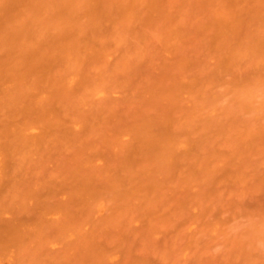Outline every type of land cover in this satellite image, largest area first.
Returning a JSON list of instances; mask_svg holds the SVG:
<instances>
[{
  "label": "rangeland",
  "instance_id": "obj_1",
  "mask_svg": "<svg viewBox=\"0 0 264 264\" xmlns=\"http://www.w3.org/2000/svg\"><path fill=\"white\" fill-rule=\"evenodd\" d=\"M220 1L223 4L225 2V0H161L159 1L161 5L158 6V9L151 10L150 13L144 9L136 18L119 24H114L111 17L107 18L105 16L100 28L93 30L89 28L88 34H85L86 42H90L89 39H91L92 42L97 44V47L102 46L105 55L92 59L80 58L79 61L74 62L76 64V68H74L76 83L75 86L74 83L72 84L74 89H71L70 97L72 99L78 97L79 99L83 95H86L82 102H85V104L80 105L74 100L70 101L64 115L65 118L66 116L84 118L86 120L85 127L79 131L77 129L80 127H76L78 131L76 134L78 135L79 133L81 141L85 143L88 141L97 142L96 146L103 149L105 145L103 144L104 136H109L108 140L110 141L111 139L110 142L113 145L116 137L120 136L119 133L122 131L123 126L136 123L141 115H160L163 108L167 105L174 108V115L180 118L187 114L192 105V109L197 105L200 111L194 116V137L199 138L202 135H207L210 141L207 145L196 149L190 161L193 164L205 161V158L212 156L213 148L218 150L219 154L222 155V159L219 160L220 162L213 163V179L211 178L210 181L208 176L209 180L206 181L205 179L203 180V177H195L193 181H190V169L187 166L188 161L185 165L177 166L174 178L166 182L161 196L149 199L151 204L146 199L145 193V197L141 193L135 200L131 201V205L127 206H123L118 202L110 206L107 199H104L98 205L96 204L97 207H94L97 208V211L94 210L93 219L89 215L88 218L90 220L87 219V221L86 212L87 214L88 212L89 214L92 213L93 204L88 201L77 202L75 197L73 198L74 195H66L68 192L74 194L73 184L69 180L71 179L69 175L60 171L61 167L71 162L70 160L74 155L73 153H75L76 145L80 141V138L74 134L75 138L78 137V140L75 139V142L73 138L70 142L73 141L72 143H76V145H64L62 148H60L61 146L59 148L55 146V150L50 153L52 155L48 156L49 159L47 157L43 158L45 161L40 160L42 158L40 155L36 157L38 154H34L32 161L37 158L35 160L36 165L31 162L29 169L26 170L24 176L22 175L23 181L21 184L25 185L21 188L22 196L30 194L29 190L27 194L25 193V188H28L29 184L30 187L28 189L31 190L32 194H35L34 189L37 193V189L42 188L44 185L43 189H41V195L39 189L40 197L37 194L34 196H36V200L39 198L42 200L40 201L39 199V202L35 204L39 205L42 202L40 208L43 204V208L45 206V209H42L43 211L40 210L35 204H32V201L34 202L35 200L23 196V198L25 197V204L22 203V208L25 206L26 209L21 208V211L18 207L19 211L16 208L17 211L15 212L14 206L13 211L16 216L15 218L19 216L18 219H26L29 223L25 224L24 222L25 226L23 223V225L21 223L18 224L21 225L18 226L21 230H24L25 227L30 229V236L28 235V238L24 233L26 239H28L27 244H29V247L32 239L33 245L31 247L40 246L38 243L37 245L35 244L36 246L34 245V241L38 240L39 237L36 238L35 232L37 231H33V224H35L38 215L41 217L44 212L45 215L42 218L47 215L45 220L51 215H53L51 216L53 220L58 216L56 222L54 221L55 227L53 222L50 223V218L48 219V223L51 225L42 222L48 227V231L43 227L46 233L54 231V233H51L52 237L49 234L50 239L48 240L57 236L55 234H57L58 230L56 233L55 230L58 229V226H61V230L59 231L61 232V236L58 234V238L60 236V239H63L65 243L61 242L63 240L60 241L58 239L57 241L54 239L52 243L51 240V244L49 243L48 246L45 244L46 248L42 249V251L39 250L43 255L38 250V254L37 252L35 253L33 247V251L30 252L31 256L30 253L26 255L27 251L26 249L24 251L23 247L22 252L25 255L23 254V258L22 256L19 258L18 255L16 256V253L13 256L11 254L14 253L11 252L14 240L11 244L9 243L10 241H7L12 247L9 244H5V247L7 246L8 248L9 246L11 251L9 253L7 248H0V251H4L1 253L4 259L0 255V264H44L46 263L45 259L50 264V259L51 262L53 261V255H56L54 260L57 258L59 260V262L54 261L53 264H57V262L58 264H74L76 263L75 257H72L75 256L73 255L74 250L70 247L72 246L76 252L77 247L75 246L78 245V248L82 247L83 252L86 253L84 248L88 249L87 247L93 246L92 243L95 242V246L97 244L100 246L102 243L103 248H107L109 252L105 254V249L102 250L103 248L100 247L105 256L102 254V256L98 255L96 257L97 252L95 253L96 249L94 250L93 248V251L89 250V252L91 251L90 254L87 252L91 261L88 257H84L83 253L81 254L82 251H79L80 253L77 254L80 258L76 256V259L80 260V262H83V258L84 260L88 259L89 263L86 261V264H93L94 259L99 260L98 262L95 261V264H102L100 258L102 260H104L103 258H108V264H264V137H262V140L253 137L249 145L243 144L241 139V132L246 129H253L257 133L264 134V109L259 108L260 103L264 101V89L257 96L256 105L253 109H243L236 101L235 91L241 81L240 79H242V83L240 84H244L246 81L249 84L250 81L253 83L261 76L264 78V63L260 60L258 62L246 60L240 63L238 67H235V70L233 69L232 71L231 69V72H225L221 75H217L216 72L219 66L217 63L221 61L220 50L224 53L229 47H235L236 45L243 46L246 43L245 39L246 41L248 40L246 38L247 35L250 34L249 36H252L264 24V0H242V2L239 0L240 4H238L237 11H239L242 18L244 17L241 20L243 25L240 23L243 27L239 34L236 31L235 33H231V36L229 35L225 38V42L223 38H220L219 35L217 36L218 32L214 28L215 10ZM112 10L115 9L111 8ZM238 28L240 29L241 27L238 26ZM238 28H236L237 32L239 31ZM99 39H102V42H99ZM237 40L240 41L241 45L237 44ZM228 41L231 42L230 45H228L230 43ZM242 41L244 42L242 43ZM219 47L220 49L218 50ZM65 66L66 64L57 63L55 69L59 73L65 72ZM186 76L199 79V84L194 91L195 95L191 96L193 99H190V96L188 98V93L183 90L184 97L181 93V96L174 99V102L164 100L162 97L163 90L185 84L186 80L182 79ZM86 81H89L90 86L87 90L83 91L84 85L81 87L78 84L79 82L84 84ZM207 122L210 124L207 125V130H204L203 127ZM35 131L37 133L38 129ZM124 136H126L125 132L121 134L123 140L126 138H130L131 140V136L127 135L126 138ZM108 148L107 146L106 149L108 150ZM92 149L95 151L94 148ZM108 151H102V154L99 152L100 157L96 158L99 156H97L98 150L96 148V153L92 152V155L94 153L93 157H95V160L94 158L92 159L94 161L92 164L108 163V160H102L103 155L106 152V157L107 153H109ZM111 153L113 154V152ZM88 156L89 151L87 158L90 157ZM214 157L212 156L208 161L211 162L215 159ZM111 163L113 165V161ZM14 172L16 173V171ZM51 174L55 175L56 179L60 177L58 183V179L57 181L56 179L54 180L52 175V178L44 181L41 180L43 182L40 181L41 183L36 184V181L39 182V178L42 179V176H45L44 178L46 179ZM12 175L10 173L8 178L9 176L10 178L15 176ZM159 175L158 173L156 176L159 179L162 178V175ZM4 176L0 174V180H4L7 183L8 179ZM10 178L9 185L11 186L12 182L15 183L14 178L16 180V177L12 181H10ZM198 179H201V181ZM19 180L20 177L16 183L19 184ZM63 180H66L67 182L64 181L66 182L65 184L69 183L67 186H72V188L68 187L66 189L64 187L66 191H63L61 184L62 189H60L59 183H62ZM53 183L59 185L60 188ZM201 183H205L206 185ZM46 185L49 189L46 188ZM21 186L18 185L19 188ZM51 186H55L56 189L61 190L55 197L52 193L56 189L53 188L54 190L52 189V191ZM7 187L4 191H8ZM14 187L15 190L19 189L16 186ZM22 190L25 192L23 193ZM63 192H65L67 197ZM18 193L19 195L16 194L13 197L9 196V194L5 195V197L8 196L9 198L7 199L8 202L9 200H12L14 203V200L18 201L16 207L20 203L17 200L20 199V192ZM48 193L52 196L48 195ZM60 194L63 197L61 199H63L64 210H72L71 212H75L74 215L71 212L66 213V218H64L63 214L65 213L59 210L60 207L58 209L59 212L57 211V207L55 206H60L57 203L60 200ZM2 195L4 196V194ZM70 196L71 199H75V203L73 201V207L76 206L75 208H72V203L66 204ZM64 197L67 199L66 201ZM138 198L139 200H137ZM5 201H1V203L4 202V207L7 205V201L6 204ZM88 203L90 204L89 206ZM82 204L86 208L80 207ZM116 205H120L123 214L119 210L120 208H116L114 214H118L119 212V214L124 215L123 217L118 214V217L120 216L118 218L117 214H112L113 211H111L110 207L113 209ZM11 206H6L5 209L11 211L9 210V208L13 209V206ZM76 208L78 210L81 208V210L78 212ZM46 210L50 213H46ZM82 210L85 213H82ZM37 211L38 213H41V211L43 213L37 214ZM13 213L5 211L4 214H0V218L2 219L3 215L9 218V215L12 216ZM102 214V218L105 217V219L103 218V223L100 220ZM111 214L112 216H110ZM54 215H56L55 218ZM126 215L128 216L125 217ZM108 216L112 220H109L110 217ZM76 217H79V220L78 218L77 220L80 225L87 222L93 226L91 225L90 227L88 224H85V226L82 225L83 227H81L83 230H79L80 226L76 225L77 223H75V226H72L74 223L71 220H76ZM97 217L99 224L103 225L100 226L97 222L95 226L94 223L97 221ZM7 218H4V221H2L5 225H12V219L10 220L9 218L8 222L10 223L8 224ZM20 219L18 221H21ZM94 219L96 220L93 221ZM31 220L34 221L31 222ZM65 220L69 222H65ZM106 220H109V223L108 221L104 223ZM113 220L114 223H110ZM58 221L63 225L57 224L59 223ZM14 222L16 225L17 221L14 220ZM36 223H38V229L43 226L38 221ZM30 224L33 228L30 227ZM65 226L68 227H66L67 231L66 228H62ZM84 228L88 229L89 242L83 238L84 235L82 236L85 231ZM77 230L79 232L76 233L79 234H75ZM91 230L95 231L94 236H92L93 232ZM63 231H66L67 234H62ZM27 232L29 231L27 230ZM95 233L98 234V237L97 235L95 236ZM84 234L87 236V233ZM25 235L23 236L25 237ZM49 236L46 237L44 242L47 241ZM29 237L31 238L30 242ZM83 240L84 242H82ZM58 241L60 243H57ZM17 242L18 240L14 243V246ZM41 246L44 247L43 244ZM66 247L70 249L66 251ZM17 248L20 249L16 245L14 250ZM27 250L28 252L30 251L29 248ZM32 252H34L33 255ZM64 252H66L65 255ZM67 253L69 254L66 255ZM98 253L100 254L99 251ZM4 254L6 255L5 257ZM93 254L94 257H92ZM34 255H36L35 258L37 260L40 256L43 259L41 258L39 262H35L36 259L34 258V261H32ZM106 259L103 261V264H106ZM78 260L77 263L79 262ZM117 260L118 263H116Z\"/></svg>",
  "mask_w": 264,
  "mask_h": 264
},
{
  "label": "bare ground",
  "instance_id": "obj_2",
  "mask_svg": "<svg viewBox=\"0 0 264 264\" xmlns=\"http://www.w3.org/2000/svg\"><path fill=\"white\" fill-rule=\"evenodd\" d=\"M159 1L161 0H0V174L1 176L2 175L4 176L5 174L4 177L8 179L7 183H5L4 180H0V188L2 191V193L0 191L1 193L0 200L7 201V199L9 198L8 196L5 197V195L9 194V196L13 197L16 194L19 195L18 192H20V199H17L20 201V203L17 207L16 205L18 204V201L16 202V200H14L15 203L12 200L11 201L9 200V202L7 201L6 206L8 207L11 205L13 206V209L9 208V210L11 211L6 210L5 209L6 206L5 207L3 206L4 202L1 203L0 201V205L3 206V209L2 206H0V214H4L5 211L9 213H13L14 206H15V212L17 211L16 208L18 209L19 207V209H21L22 203L25 204V197L28 199L35 200L34 202L32 201V204L39 202V199L40 201H42L41 198L36 200L35 199L36 196L34 195L36 194L39 195V189L41 195L42 194L41 189H43L44 185L42 188L37 189V193L36 190L34 189L35 194H32L31 190L28 189L30 187L29 184L28 188H25L26 192L23 190L22 192L23 193L25 192L27 194V191L29 190L30 194L23 195L25 196L24 198L21 194V188L25 186L22 185L23 183L21 184V182L23 181L24 173L26 172V170L29 169L30 163L32 162V164L33 163L35 164V160L37 159L36 157L39 155L40 157H42V158L39 157L41 161L44 160L43 158L45 157L48 158L49 155L51 156L52 154L50 153L53 150H55L56 148L55 146H58V148L60 146H61L60 148H62L64 145L74 146L76 145V143L74 144L72 142L73 141L76 142V140H78L77 138L78 137L80 138L79 133L78 135L76 133L80 129L81 130L82 128L84 129L86 120L84 118H77V117H73V118L67 116L66 118L64 117L67 111V106L70 101L74 100L76 101V103H79L80 105L85 104V102L84 103L82 102L84 101L86 95H83L79 99L78 97H74V99L70 97L71 95L70 92L72 91L71 89L72 88L74 89L72 84L74 83L75 86L76 83V80L74 79L76 76V73L74 72V68H76V64L74 62L79 61L80 58L92 59V58L102 57L105 55L102 46L97 47V44L92 42L91 39H89L91 43L86 42L85 34L88 32V29L92 28L93 30L100 28L105 16H107V18L111 17L113 19L114 24L115 23L119 24L136 18V16L140 15L141 11L144 9L150 13L151 10L153 11L158 9V6L161 5ZM240 2H242V0ZM238 4H240L239 0H225L224 4L222 3V1L218 2V7H216L214 28L218 32L217 36L219 35L220 38H223L224 42L226 40L225 38H227L229 35L231 36V33L233 32L235 33L236 31V33L239 34L240 31L242 30L243 22H241V20H243L244 17L242 18L239 11H237ZM111 8L115 10L111 11ZM240 23L242 25H240ZM238 26L241 28L239 29ZM236 28H238L239 30L238 32ZM249 35H247L246 38L248 40L246 41L245 39L246 43L243 46H237V45L235 47L228 46L229 49L227 51H225L226 50L225 49L224 53L220 50L221 61L220 63H217L219 65L216 70L217 75H221L225 72H231L230 71L231 69L232 71L233 69L235 70V67H238L240 63L246 60H249L251 62H258L260 60L264 63V24L258 30H256L252 36ZM231 41L233 42V40ZM99 42H102V39H99ZM237 42H238L237 44L241 45L240 41L237 40ZM243 42L244 41H242V43ZM230 44L231 42L228 43V45ZM226 48H227V44H226ZM219 49L220 47L218 48V50ZM217 53L219 55L218 51ZM217 58L219 60L218 56ZM57 63L66 64L65 72L59 73V71H56L55 68ZM263 68H264V64H263ZM80 79L82 80L81 77ZM182 80H186V83L183 85H178V86H174L173 88L163 90L164 93L162 97L164 100H166L167 102L169 100L174 102V99L180 97L181 93L183 94L184 92L183 90H185L188 93L187 95L188 98L190 96V99H193L191 98V96L195 95L194 91L196 89V86L199 84V79L195 77L193 78L191 76H186ZM240 80H241L240 83H242V79ZM247 82L248 81H246V83L244 82V84H240L239 82H237L239 84L238 87H236L235 89L236 101L242 106L243 109L246 108L253 109L256 105L255 102L257 96H259L261 91L264 89V78L263 76H261L253 83L250 81V83L248 84ZM78 85H80L81 87L82 85H84V87L82 88L84 91L87 90V88H89L90 83L89 81L84 82V84L79 82ZM192 107L188 110L186 115L180 118L174 115V108L168 107L167 105L163 108L160 115L159 114L157 116L150 114L141 115L136 123L134 124L130 123L123 126L122 131L119 133L120 136H118L119 134L117 135L118 137L115 136L116 141L115 143H113V145L112 142H110L111 139L110 141L108 140L109 136H104L103 144L106 145V146L104 145L105 149L96 146L97 142L88 141L87 143H85L84 141H81V138L79 139L82 142V145L80 141L78 142L79 144L77 143L76 150L74 151L75 153H73L74 155L70 160L71 162L65 165L64 167H61L60 171L61 173L69 175V178H71L69 180L73 184L74 194L72 192H68L66 195H72V196L74 195L73 198L75 197L77 202L88 201L93 204L92 213L89 214L88 212L87 214L86 212L87 215L86 220L87 219L90 220L91 217L93 219L92 216L94 215L93 212L94 210L97 211L96 210L97 208L94 207H97L96 204L98 205V203L102 202L104 199H107L110 206L115 205L116 204L115 202H118L123 206L124 205L127 206L131 203L132 200H135L136 197L141 195V193L143 194V197H145L144 196L145 193L148 202L149 199L160 197L163 189L166 186L165 185L166 182L174 178L175 170L177 166L185 165L186 163H188V161L189 163L187 166L190 169V174H189L190 181H193L195 177L196 178L203 177V180L205 179L206 181L209 180L208 176L210 178V181L211 178L213 179L214 177L212 175L213 174L212 168H214L213 163L220 162L219 160L222 159V155L219 154L218 150H216L215 148L212 149V156H215L214 157L215 159L212 160L211 162L208 160L211 159L212 156L210 158L208 157L205 158L204 159L205 161H200L196 163L197 165L191 163L190 161L196 149L207 145L210 141V138L207 135H202L199 138L194 137L195 134V133L193 134V132H195L193 130L194 116L197 115L200 110L197 107V105L194 106L193 109ZM259 108L264 109V101L260 103ZM207 121L209 120L207 119ZM208 124L210 123L209 122H207V124L205 123L206 127L204 125L203 127L204 130L205 129L207 130ZM74 127H75V131H74ZM76 127H80L79 129H77L78 131L76 130ZM37 129L38 131L36 133L35 130ZM124 132L126 134L124 138H126L127 135H129L131 136V140L130 138L128 139L126 138L127 140L126 139L123 140L121 134ZM74 134L75 136L78 137L75 138ZM241 136H242L241 137L242 143L245 145H249L251 144L250 141L252 140L253 137L254 138L257 137V139L260 138V140H262L264 134L257 133L253 129H246L243 130V132H241ZM71 139H73L72 142H70ZM107 146L110 148V149L108 148L109 151L106 149ZM95 147L98 150L97 156L99 155L96 158L100 157L99 152H101V154L102 151L109 152L107 153L106 157H105L106 155L105 152V154L103 155L104 157L102 158V160L103 159L108 160V163L92 164V162H94L92 161V159L94 158L95 160V157H93L94 153L92 155V152L96 153ZM92 148H94L95 151H93ZM88 151L90 156V157L88 156L89 158H87ZM111 152H113V154ZM34 154H38V155H36L35 157L36 159H33L34 161H32V158H34ZM112 161H113V165L111 163ZM139 165L140 167H138ZM14 171H16L18 175H16ZM21 171H23V173H21ZM19 172L21 173V175ZM10 173L13 174L12 176L15 175L14 177H16L15 180L14 177H11L12 178L11 179L9 176L10 181H12L13 178L15 181V183L13 182L11 183V186L9 185V178H8V175H10ZM158 173L162 175V178L159 179V177L156 176ZM52 175L53 174H51L50 177L47 176L46 179L44 178L45 176H42L44 179L39 178L38 179L39 182L36 181V184L41 183L44 180H48V178H52V177L55 180L56 179L54 177L55 175L53 176ZM19 177L20 180L18 184L16 183V181L18 182ZM57 179L56 181L58 183L60 177ZM198 180L201 181V179ZM64 181L66 180H63L62 183H59L60 187L62 184L63 191H66L68 187L72 188V186H67V184L69 183L65 184L67 181L66 182ZM201 184L206 185L205 183H201ZM18 185L19 186L22 185V186L19 188ZM59 185L55 184V186H58V188H60ZM6 186H8L7 187L8 191L5 190L6 191L5 192L4 189H6ZM14 186H16V188H19L20 190L19 189L15 190ZM55 186H51V190L55 188ZM62 187L60 189H62ZM64 187L66 188L65 190ZM46 188L49 189L47 185ZM58 188L57 189L55 188L56 190L53 189L54 193H52V195L54 194V197L55 195L60 193L59 191H61L58 190ZM63 193L65 195V192ZM2 194H4V196ZM49 194L50 193H48V195ZM52 195L50 194V196ZM47 197L48 196L46 191V198ZM59 198L60 200H58L59 202L57 203L60 204V206L58 205L55 207H57L56 208L57 211L60 207L59 210L65 213L63 215L65 216L64 218H66V213L68 214L72 210L71 211H67V209L64 210L63 207L64 203L62 204L63 199H61L63 197H61V194L59 195ZM70 199L71 196L68 202H66V204L72 203V208H75L76 206L73 207V201L75 203V199L74 200L71 199L72 202ZM64 200L66 201L67 199L65 198ZM137 200H139V198ZM41 203L42 202H40L39 205L35 204L37 208H40ZM52 205L51 207H53ZM83 205L84 204H82L80 207L86 208L85 205L84 206ZM89 205L90 204L88 203V206ZM24 208L25 206L22 209ZM116 208L118 209L120 208L119 210L122 211L120 205H116L114 206L113 209L110 207L111 211H113L112 214H114ZM42 209H45V206L43 208V204L40 210ZM80 210L81 208H79V210L76 208V211L79 212ZM42 211L41 213H43ZM41 213H38L37 211V214H41ZM46 213L49 214L50 212L47 211ZM71 213L74 215L75 212H71ZM82 213L85 212H83L82 210ZM103 214L106 215V213L104 212ZM103 214L101 215V219H100L102 221L101 223H103V218L105 219V217L102 218ZM112 214L110 216H112ZM13 215H14L13 217L14 219L12 218ZM13 215L12 216L9 215L10 220L12 219L11 220L12 225H5L3 219L4 218L6 219L7 218L6 216L4 217L3 215L2 219L0 218V243L2 242L0 246L4 245L0 248L3 249L7 248V246L5 247V244L6 245H8L9 243L11 244L13 240H14V242L12 243L13 247L12 245L9 244L10 247H12L13 250L16 245L20 247V249L17 248L14 251L13 250L11 251L10 247L8 246L7 249L9 253L10 251L14 252L11 253L12 256L13 254L16 253V256L18 255L19 258H21L22 256L23 258L24 257L23 256L24 253L22 252L23 247H24L23 250L25 251L26 249L27 251L26 255H28L31 251H33V248L35 249L34 250L35 253L37 252V250L42 251V249L46 248V245L47 246L49 245L51 240L52 243L54 239H56V241L57 239L60 241L63 240L60 239L61 232L59 231L61 230V226L57 225L58 227L57 226L56 227L58 229L56 230L54 228L55 227L54 221L56 222V219L58 217L56 215H54V218L56 216L54 220L53 217H51L53 215L48 217V219L50 218L49 219L50 223L52 222L54 223L53 228L55 230V233L57 230L59 233L57 232V234H55L57 236H55L53 239L51 238V240H48L52 235L51 233H54V231L51 233L47 232L48 234L44 231L43 227H45L46 230L48 229V227L45 226L44 223L49 222L48 219L45 220L46 219L45 217H47V215L44 218H42L45 215L44 212L42 214L43 216L40 215L41 217H39L38 215L37 217L38 220L35 217L36 221L40 222V224L43 225L42 227L38 229V223H36V221H35L36 225L33 224L34 228L30 224V227L33 228V231L34 232L37 231L39 233L38 235V233L35 232L36 238L37 237L39 238L38 240L34 241V245L35 244L37 245L38 243L40 246L38 245L35 246L38 248L40 247V249L38 248L36 249V247L33 246H32L33 248L31 247V245H33L32 243L33 239L31 241L30 240L31 238L29 237V242L31 241L30 242L31 250H30L29 244H27L28 239H26V235L28 238L30 229H27L25 227L24 230H21L18 227L21 226L18 225L19 223L21 224L22 223L24 224V222L25 224H29V223L27 222L26 219L21 220L19 218L22 222L18 221L19 216L15 218L16 217L15 213H13ZM89 215L90 218H88ZM119 215L122 217L124 216L121 214ZM120 216L118 218H120ZM127 216L128 215H126L125 217ZM9 218H7L8 224L10 223L8 222ZM77 218L79 220V217H76V220ZM96 219L97 221L94 223L95 226L99 220L98 217ZM96 219H94L93 221H95ZM14 220L17 221L16 225L15 222L13 223ZM76 220L74 221L71 220L74 223V224L72 223L73 224L72 226H75V223H77L76 225L80 226L79 230L81 229L83 230V228L81 227L85 226V224H88L86 222L85 224L82 223L80 225L78 220L77 222H75ZM109 220H112L111 217ZM109 220H106V222L104 223H107V221L109 223ZM114 220L112 222L110 221V223H114ZM32 221L34 220H31V222ZM65 222H69V221L65 220ZM57 224H60V222ZM48 225L51 224L48 223ZM88 225L91 227L92 224H88ZM98 225H100L99 222ZM66 227L67 226L62 228H66ZM27 230L29 232H27ZM79 230L75 231V234H79L76 233L79 232ZM84 230L86 232L84 231L82 236L84 235L83 238L85 240H88L87 242H89L90 238L88 237L89 234L88 229L86 230L84 228ZM66 231H63L62 234L66 233ZM42 232H44L43 233L44 236L43 235L40 236ZM92 232H93L92 236H94L93 234L95 231ZM84 233H87V236ZM58 234H60L59 238H58ZM23 235H25V237ZM96 235L98 237V234L95 233V236ZM48 236L49 238H47V241L44 242V240H46V237ZM15 239L18 240L17 243H19L20 245L16 243V245L14 246V243L16 242ZM4 240L5 242L3 243ZM41 240L43 243L41 242ZM7 241L10 242L8 243ZM61 242H64V240ZM82 242H84V240ZM21 243L23 245L22 247H21ZM57 243L60 242L58 241ZM41 244H43L44 247L41 246ZM92 245L94 247L86 246L88 249L84 248V250H86V253L83 252L82 247H80L82 250L78 248V245L75 246L78 248V250L76 248V252L75 249L72 248V246L70 247L72 250H74L73 255L75 256H72L73 258L75 257L76 263L74 264H82L83 262L84 264H86L85 262L88 261V259L84 260L83 258V262H80V260L76 259V256L78 257L77 254L80 253L81 251H82L81 254L83 253L84 257L85 256L88 257V253L90 254L91 252V251L89 252V250L91 249L93 251V248L94 250L96 249L95 250V253L97 252V255H95L96 257L98 255L102 256L103 254L102 250L104 249H105V254H107L106 252H109L107 248H103L102 243L100 244V246L98 244L97 246H95L96 242L92 243ZM100 247H102L103 249L101 248L102 249L101 250ZM27 248H29L30 250L29 252ZM70 248L66 247L65 250L67 251V249ZM19 251L20 253H18ZM98 251L100 252V254L98 253ZM3 252L4 251H0V255L2 258H3L2 256L3 254L1 253ZM34 252H32V255ZM41 253L42 252H40V254ZM65 253L66 252H64V255ZM69 253H67L66 255H68ZM94 254L92 255V257H94ZM5 256L6 255L4 254V257ZM53 256L54 258H52L51 256V258L53 259L52 262L51 259L48 257L50 259V264H53L54 261L59 262L58 258L54 260L56 258L55 257L56 255ZM35 257L36 255H34L32 261H34ZM41 258L42 257L40 256L39 259L41 260ZM35 259L37 260V258ZM39 259L37 261L35 260V262H39L40 261ZM67 259L69 260V258ZM100 259L103 264V261H105L106 258H103L104 260H102V258ZM107 259H106V264H108ZM77 260L79 261L78 263ZM89 260L91 261V258H89ZM118 260L116 263H118ZM95 261H97V259L96 260L94 259V262ZM45 262L46 263L44 264H48L46 259ZM94 262L93 264L96 263ZM126 264H130V263H126Z\"/></svg>",
  "mask_w": 264,
  "mask_h": 264
}]
</instances>
